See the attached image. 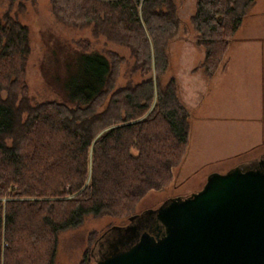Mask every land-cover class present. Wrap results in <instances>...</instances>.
I'll list each match as a JSON object with an SVG mask.
<instances>
[{"label":"trees","instance_id":"obj_1","mask_svg":"<svg viewBox=\"0 0 264 264\" xmlns=\"http://www.w3.org/2000/svg\"><path fill=\"white\" fill-rule=\"evenodd\" d=\"M49 2L61 23L90 26L93 36L129 48L132 71L143 78L115 88L123 58L76 51L66 56L78 70L60 89L62 100L32 102L29 28L10 10L0 14V264H60L62 231L87 216L128 220L143 195L170 183L190 142L191 115L176 80L160 82L169 68L166 47L181 27L173 0ZM254 2L195 1L190 24L204 57L192 72L213 78ZM95 233L73 264H91Z\"/></svg>","mask_w":264,"mask_h":264},{"label":"rangeland","instance_id":"obj_2","mask_svg":"<svg viewBox=\"0 0 264 264\" xmlns=\"http://www.w3.org/2000/svg\"><path fill=\"white\" fill-rule=\"evenodd\" d=\"M195 1L173 0L177 7V15L181 20V27L176 38L171 40L166 47L169 68L160 78L161 84H165L170 76L175 73L177 74V71L182 70L183 76H188L189 73L192 75L197 72H192L191 70L199 65L200 52L203 51L195 44V35L190 24V17L195 8ZM9 10L10 15L18 19L22 24L27 25L30 31L31 52L27 59L25 79L28 85V94L32 102H41L54 98L62 100L63 93L60 89H66L65 86L71 85L72 75L78 70L76 64L74 71V58L68 59L66 56L72 53L76 54V51L105 54V50H112L123 58L119 73L114 81L115 88L122 87L128 82H138L143 78L138 71H132L134 58L129 48L110 42L102 35L93 36L90 26L79 28L61 23L52 14L49 0H36L35 2L31 0H15L11 6L10 0H0V14ZM84 40L89 42L88 45H85ZM86 46L88 49H85ZM68 62L71 63V70H67ZM206 81L208 83V80L205 78L204 82ZM218 88L219 84L217 82L215 92ZM178 93L177 85V95H179L178 98L181 100L191 101L189 97L195 96L194 93L189 91L185 93L183 89L180 94ZM214 93L212 84L204 100L197 106L192 109L190 104L187 103L190 108L187 104L184 105L190 112V119L195 120L197 116H201L202 114L243 116L255 112L260 107L258 101H216L217 97H214ZM195 122L196 120L193 122L194 135L192 136L194 141V136L199 131V125L195 124ZM206 145L213 144L203 140V146ZM191 150L192 152L189 155L186 166L182 167L185 155L179 166L181 168L177 167L174 169V175L170 183L161 190H151L143 195L136 203L135 212L141 213L149 208H156L169 198L187 195L200 189L210 173H223L240 163L264 155V148L262 152V149H258L253 154L245 153L242 157H235L239 153L232 155V157L222 154L205 157L197 155L195 146ZM201 163L203 166L199 168ZM196 167L197 169L193 170ZM126 223H128V220L110 215L100 217L87 216L85 221L78 227L67 229L59 234L56 252L57 262L60 264L76 263L80 259L83 250L89 244L87 239L91 231L95 230V235L98 238L111 226L116 224L124 225ZM96 239L93 242V246ZM94 259V256L91 255L90 262L92 263Z\"/></svg>","mask_w":264,"mask_h":264},{"label":"water","instance_id":"obj_3","mask_svg":"<svg viewBox=\"0 0 264 264\" xmlns=\"http://www.w3.org/2000/svg\"><path fill=\"white\" fill-rule=\"evenodd\" d=\"M91 264H264V155L103 232Z\"/></svg>","mask_w":264,"mask_h":264},{"label":"crops","instance_id":"obj_4","mask_svg":"<svg viewBox=\"0 0 264 264\" xmlns=\"http://www.w3.org/2000/svg\"><path fill=\"white\" fill-rule=\"evenodd\" d=\"M200 49L203 51L202 48ZM200 55L201 62L204 51L200 52ZM171 77L177 81L178 94L182 89L185 93L189 91L195 94L194 97H189L191 101L179 98L184 105L190 104L192 109L204 100L212 84L213 93L215 92L217 82L219 88L214 93V97H217L216 101H258L260 104L258 110L243 116L210 114L197 116L195 124L199 125V131L194 136L195 141L192 137L195 120L190 119V142L183 168L186 166L193 146L197 150V155L205 157H211L214 154L227 157L238 153L253 154L258 149H262V152L264 148V0H255L249 8L229 43L223 64L212 79L208 80L202 70L192 75L189 73L188 76H183L181 70L169 78ZM205 78L208 83L204 82ZM203 140L213 145L203 146ZM201 166H203L202 163L199 168Z\"/></svg>","mask_w":264,"mask_h":264}]
</instances>
